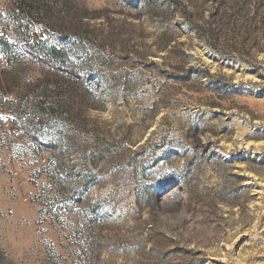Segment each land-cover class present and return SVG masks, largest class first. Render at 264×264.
Instances as JSON below:
<instances>
[{
	"label": "rangeland",
	"instance_id": "374dc122",
	"mask_svg": "<svg viewBox=\"0 0 264 264\" xmlns=\"http://www.w3.org/2000/svg\"><path fill=\"white\" fill-rule=\"evenodd\" d=\"M0 264H264V0H0Z\"/></svg>",
	"mask_w": 264,
	"mask_h": 264
},
{
	"label": "trees",
	"instance_id": "16d2710c",
	"mask_svg": "<svg viewBox=\"0 0 264 264\" xmlns=\"http://www.w3.org/2000/svg\"><path fill=\"white\" fill-rule=\"evenodd\" d=\"M23 11H24V9H22L20 6H16L15 5V8L13 9V13L14 14H16V16H21L22 14H23ZM25 12H26V10H25ZM24 12V13H25ZM56 52V51H55ZM56 54H58L57 52H56ZM37 109V111H36V113L37 114H42V115H46V114H48V115H57L58 113H57V109L55 108V107H53L50 103H47L45 100H41V101H39L38 102V104H37V107H36Z\"/></svg>",
	"mask_w": 264,
	"mask_h": 264
}]
</instances>
